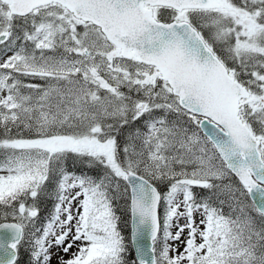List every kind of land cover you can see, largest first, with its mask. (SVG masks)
I'll return each instance as SVG.
<instances>
[{
    "label": "snow or ice",
    "instance_id": "1",
    "mask_svg": "<svg viewBox=\"0 0 264 264\" xmlns=\"http://www.w3.org/2000/svg\"><path fill=\"white\" fill-rule=\"evenodd\" d=\"M0 156V264H264V0H0Z\"/></svg>",
    "mask_w": 264,
    "mask_h": 264
},
{
    "label": "trees",
    "instance_id": "2",
    "mask_svg": "<svg viewBox=\"0 0 264 264\" xmlns=\"http://www.w3.org/2000/svg\"><path fill=\"white\" fill-rule=\"evenodd\" d=\"M26 83L44 84L45 82L43 80L36 79V80H28L26 81ZM160 114L161 113H158L156 115H160ZM144 119L145 118H141V120L137 121L131 127L132 128L139 127L143 129ZM168 119L174 120L176 119V117L174 114H169ZM128 130H129L128 127H126L124 129V133L126 134ZM119 139L121 140V142H123V136H121ZM0 158H2V156H0ZM66 164L70 172H75L77 174L87 173L88 175L99 178L103 175L104 172V169L102 167L87 168L85 165L80 163L73 164V160L71 158L66 162ZM48 188L49 191L51 192L52 189L54 188V184H49ZM194 192L198 194V198L200 196H204L207 194L206 190H201V189H194ZM55 203L56 200L54 198V193L52 198H49L48 196H44L39 199V216L36 219V224L38 227L42 225L51 216V214L54 211ZM114 205H115L116 215L120 217V220L118 222V228L121 231L122 235L125 237V243L127 245V253L125 254V259L127 261V264H132L133 261H136V258L132 249L131 238H130L131 236L130 213L127 209V202L125 200L118 199L114 201ZM224 211L225 213H227L228 208L225 207ZM18 264H30V246L27 243H22L20 246L19 255H18Z\"/></svg>",
    "mask_w": 264,
    "mask_h": 264
},
{
    "label": "rangeland",
    "instance_id": "3",
    "mask_svg": "<svg viewBox=\"0 0 264 264\" xmlns=\"http://www.w3.org/2000/svg\"><path fill=\"white\" fill-rule=\"evenodd\" d=\"M8 55H11V53H8ZM124 91H126V89H123ZM159 113V112H158ZM156 113V114H158ZM158 187H160L161 189L164 188V185L163 184H159ZM82 198V197H81ZM161 215H163V206H161ZM162 217V216H161ZM131 218V217H130ZM199 219H200V216L199 214H196V220L197 222H199ZM185 221L184 220H181L180 223L183 224ZM172 231L173 233L176 231V228L175 226L172 228ZM187 236V230H185L184 234L182 235L181 239H184L185 237ZM79 243V242H78ZM170 244L174 243L172 241H169ZM178 243V242H177ZM161 247V244L158 242L157 245H156V248H157V251H159ZM77 249L75 247H73L71 250H70V253L68 254H65L62 250V248H58V247H55L53 246L51 249H50V253H51V262L50 264H60V261H61V258L64 259V260H67L70 258V255H71V252H75ZM180 250H183V245H180ZM127 257V255H126Z\"/></svg>",
    "mask_w": 264,
    "mask_h": 264
},
{
    "label": "water",
    "instance_id": "4",
    "mask_svg": "<svg viewBox=\"0 0 264 264\" xmlns=\"http://www.w3.org/2000/svg\"><path fill=\"white\" fill-rule=\"evenodd\" d=\"M205 126L208 129H211L212 128V126L211 125H208L206 121H205ZM130 228H131V218H130ZM143 243L148 244V243H150V241H148L147 238H145V240L143 241ZM131 244H132V241H131ZM132 249H133V252H134L136 261L138 262L137 257H136V253H135V248H134L133 244H132Z\"/></svg>",
    "mask_w": 264,
    "mask_h": 264
}]
</instances>
